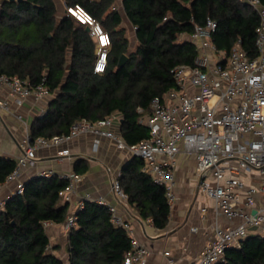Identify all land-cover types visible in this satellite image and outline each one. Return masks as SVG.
<instances>
[{
  "label": "trees",
  "instance_id": "1",
  "mask_svg": "<svg viewBox=\"0 0 264 264\" xmlns=\"http://www.w3.org/2000/svg\"><path fill=\"white\" fill-rule=\"evenodd\" d=\"M264 4V0H260ZM89 12L111 38L107 66L93 72L95 42L87 26L73 16L59 15L54 0H0V74L18 76L30 85L42 81L52 94L46 110L30 123L29 132L50 137L66 134L76 120L120 116L118 133L126 143L148 137L140 107L148 112L153 96L163 97L176 87L171 69L194 65L198 49L189 38L207 17L216 23L211 41L227 53L239 41L249 57L257 54L255 30L259 15L243 0H121L135 27L136 45L129 50L122 16L114 0H64ZM122 54L127 55L118 66ZM15 159L0 156V184L15 167ZM143 160L132 155L117 177L128 204L140 218L164 228L170 205L162 185L142 170ZM88 170L76 157L73 171ZM67 181L56 174L35 175L24 181L21 194L0 208V264H65L52 250L43 221L64 223L68 203L59 191ZM76 225L67 235V264H123L130 237L114 226L106 206L86 200L76 212ZM53 247V246H52ZM57 248V246H54ZM214 264H264V236L250 233L238 246L227 248Z\"/></svg>",
  "mask_w": 264,
  "mask_h": 264
},
{
  "label": "built area",
  "instance_id": "2",
  "mask_svg": "<svg viewBox=\"0 0 264 264\" xmlns=\"http://www.w3.org/2000/svg\"><path fill=\"white\" fill-rule=\"evenodd\" d=\"M243 1L257 11L260 18L255 30L256 56L249 57L239 41L228 53L217 49L211 41L216 23L207 17L203 25H195L190 36L198 49L194 65L174 66L171 73L176 87L169 89L162 98L153 96L148 112L137 108L142 115L140 121L148 128V137L136 143H126L113 128L120 121V116L115 113L95 121L76 120L66 134L32 138L28 131L20 144L15 167L5 179V183L14 185L12 195L22 193L21 170L34 164L38 149L63 145L91 133L113 139L117 147L140 157L142 170L164 187L170 206L176 199V157L179 153L194 157L193 176L199 191L213 201L216 213L237 222L215 225L200 255L188 264H214L227 248L238 246L248 234L264 236V4L260 0ZM65 14L89 28L96 52L93 72L103 73L111 46L109 33L77 4L66 6ZM44 79L45 75L41 82L30 85L18 76L0 74V86L5 87L12 98L0 97V110L10 111L12 105L20 106L28 100L48 102L52 94ZM18 118L22 119V115ZM70 155L65 147L58 152L60 158ZM52 174V170L40 173L44 176ZM57 176L67 181L59 195L69 205L77 192L81 175L67 171ZM117 177L111 181L116 204L102 197L93 200L79 198L66 214L65 229L69 232L76 225V212L86 200L95 201L106 206L111 223L123 228L130 237V248L123 256V264H147L151 251L134 235L133 225L125 215L129 205L127 195ZM52 223L48 220L42 222L45 229ZM47 249L51 250L50 243ZM163 254L167 264H178L169 251Z\"/></svg>",
  "mask_w": 264,
  "mask_h": 264
},
{
  "label": "crops",
  "instance_id": "3",
  "mask_svg": "<svg viewBox=\"0 0 264 264\" xmlns=\"http://www.w3.org/2000/svg\"><path fill=\"white\" fill-rule=\"evenodd\" d=\"M59 15L65 13L64 0H54ZM114 9V5L112 6ZM122 26L130 31L134 28L126 17L121 0ZM119 8V7H118ZM127 24L126 26L123 24ZM126 36H129L126 33ZM131 37V36H130ZM133 41L136 45L135 29ZM185 34H180L179 39H189ZM135 47V46H134ZM0 97L12 100L5 87L0 86ZM47 107V102L33 103L31 100L20 106L12 105L10 111L0 110V156L16 159L20 154V144L24 141L29 131L30 123L35 117L41 115ZM22 115V119L18 118ZM119 122L114 125L118 133ZM68 148L70 157H59L61 148ZM37 158L33 165L22 168L23 181L40 175L43 170H52L54 174L73 171V161L76 157H84L88 162V170L80 174L81 181L77 192L68 205L72 210L79 198L88 197L96 199L102 197L108 202L116 204V199L111 191V181L116 178L121 167L132 156L124 148L117 147L113 139L96 137L91 133L80 135L69 140L63 145L43 147L37 150ZM195 160L193 156L179 153L176 157L174 192L176 199L170 206L169 221L164 228H157L150 218H140L136 211L128 205L125 214L133 225L135 237L145 244L151 251L147 264H167L164 251H169L170 256L178 264H188L197 258L213 234L215 225L235 224L236 219L216 213L213 201L198 189L197 180L193 176ZM248 181V180H247ZM14 185L3 182L0 184V208L11 197ZM196 227V230H191ZM51 250L54 251L65 264L67 260V235L64 223H52L45 229ZM57 246V248H54Z\"/></svg>",
  "mask_w": 264,
  "mask_h": 264
},
{
  "label": "rangeland",
  "instance_id": "4",
  "mask_svg": "<svg viewBox=\"0 0 264 264\" xmlns=\"http://www.w3.org/2000/svg\"><path fill=\"white\" fill-rule=\"evenodd\" d=\"M114 7L116 8V9H120L121 10V7H120V0H114ZM119 7V8H118ZM123 25H127L126 23L125 24H123ZM126 29V33H127V35L129 36V50H132V49H134V46H135V44H134V41H133V38H131V37H133V30H134V28H132V29H130V31L127 29V27L125 28ZM131 36V37H130ZM181 40V39H180Z\"/></svg>",
  "mask_w": 264,
  "mask_h": 264
},
{
  "label": "water",
  "instance_id": "5",
  "mask_svg": "<svg viewBox=\"0 0 264 264\" xmlns=\"http://www.w3.org/2000/svg\"><path fill=\"white\" fill-rule=\"evenodd\" d=\"M86 29L89 30L88 27H86ZM126 58H127V55H125V54H122V55L120 56L119 61H118V66H119V67L123 65V63H124V61L126 60ZM251 229L253 230V229H255V227H251Z\"/></svg>",
  "mask_w": 264,
  "mask_h": 264
}]
</instances>
